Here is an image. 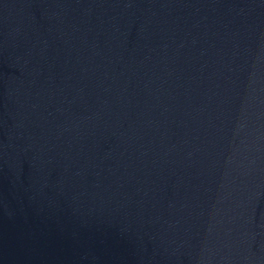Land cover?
I'll use <instances>...</instances> for the list:
<instances>
[{"label": "water", "instance_id": "obj_1", "mask_svg": "<svg viewBox=\"0 0 264 264\" xmlns=\"http://www.w3.org/2000/svg\"><path fill=\"white\" fill-rule=\"evenodd\" d=\"M0 264H264V0H0Z\"/></svg>", "mask_w": 264, "mask_h": 264}]
</instances>
